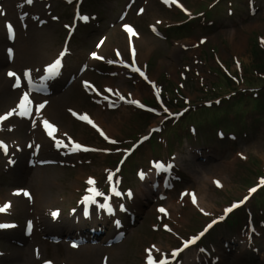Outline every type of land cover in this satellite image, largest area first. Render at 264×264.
I'll return each instance as SVG.
<instances>
[{"label": "rangeland", "instance_id": "374dc122", "mask_svg": "<svg viewBox=\"0 0 264 264\" xmlns=\"http://www.w3.org/2000/svg\"><path fill=\"white\" fill-rule=\"evenodd\" d=\"M21 1L24 0L1 2L9 7L7 18L15 25L17 40L8 42L6 29L2 27L7 18L0 17V86L8 80L5 70L19 69L20 72L22 68L61 60L50 58L65 51L67 25H71L74 16L73 5L64 0H40L19 16L17 4ZM128 1L129 4L135 1L130 12L143 5L139 18L135 19L133 13L125 17L137 26L146 40L140 47L147 60L141 58L140 68L149 73L151 83L125 66L135 67L129 55L128 59L120 56L121 50L129 53L127 38L121 31L125 22L118 18ZM169 3L163 4L161 0H89L84 3L85 16L97 15V19L77 28L69 43L64 76L45 99L56 101L57 108L48 116L64 131L65 137L70 135L77 143L106 153L66 154L63 150L57 155L44 148L34 159L56 162L55 165L38 167L33 160L30 167L29 152L25 151L15 157L18 164L12 170H8L7 160L0 157V202L10 200L14 206L4 221L19 224L11 233H0V251L3 252L0 264L39 263L32 256L33 246L39 248L40 261L62 259L69 264L72 255L68 253V245L73 242L82 244L83 254L84 248L101 250L106 264H147L149 251L154 261L177 257L178 264H264V212L261 213L264 194L257 195L251 189L256 182L264 183V179L257 180L264 175V110L245 98H253L250 88L264 86V0H254V4L252 0H172ZM191 19H194L192 24L188 23ZM98 21L100 27L95 28L93 25ZM209 21L214 24L208 25ZM155 24H159V33L165 37H158L148 27ZM172 27L178 29L170 30ZM100 34L107 36L102 47L107 64L94 65L80 73L81 66L88 63L87 52L92 50ZM18 41L30 51V56L22 57L19 67L13 62ZM36 46L49 58L41 61L34 58L31 53ZM85 82L94 83L100 92L109 94L118 108L110 110L107 108L110 104L105 108L96 106L94 101L98 98L93 92L86 93ZM156 83H161L167 101L157 98V93H161ZM4 92H0V114L8 105L13 106L18 96V91L11 88ZM121 96L151 104L161 116L142 114L135 107L121 105ZM187 101L198 110L193 109L184 118L181 114L188 107ZM211 106L216 107L203 109ZM68 109L87 112L93 118L98 114L112 129L111 137L116 139V144L124 147H114L100 140L89 128L73 120ZM30 118L15 116L7 122L5 135L25 143L31 132ZM192 126H196L194 134ZM218 130L234 133V136L221 139ZM151 133L157 135L146 143L143 137ZM143 139L139 145L137 142ZM130 145L136 147V153L126 163L118 162L124 154L122 151L130 150ZM161 164L163 168L157 167ZM141 173L148 178L145 183L139 179ZM86 175L94 184L89 185L88 180L77 181ZM39 182L45 194L53 199L50 210H37L20 202L22 196L14 192L30 189L37 194ZM83 185L87 190L90 187L101 190L110 199L98 196L94 205L87 207L83 197L91 193ZM110 185L121 187L126 194L130 189L133 199L122 189L119 190L124 198L117 199L113 188L108 190ZM199 188L206 191L210 210L182 206L180 194L189 190L196 194ZM249 193L256 197L244 210L234 216L233 211H225L245 203ZM168 202L173 208L168 209V217L157 212L161 218L157 225L155 208L167 209ZM109 204L114 212L101 223L100 239H79L78 224L88 215H85L86 209L90 211L89 216L102 217L101 214L109 210L102 205ZM120 209H125L126 213ZM56 211L60 213L58 218L52 216ZM30 219L35 225L34 236L25 239L26 222ZM216 220L225 222L208 233L206 228ZM116 235H124L122 242L106 247ZM200 237L205 238L203 247L185 256L174 255L185 242ZM204 248L209 249L208 255ZM162 251L168 252L165 258L155 256L163 254Z\"/></svg>", "mask_w": 264, "mask_h": 264}, {"label": "bare ground", "instance_id": "6f19581e", "mask_svg": "<svg viewBox=\"0 0 264 264\" xmlns=\"http://www.w3.org/2000/svg\"><path fill=\"white\" fill-rule=\"evenodd\" d=\"M7 8H8V11H9V7H6V9ZM8 15H9V13H8ZM2 25H3V23H2ZM127 38H128L129 45L131 43L135 44V46L136 45L139 46V45H145L146 44V40L143 39L142 37L139 38L138 37V33H137V35L133 36V38H129L128 36H127ZM14 40L15 41L17 40V36H15ZM102 49L100 51V48H98V52H95L97 54V56H100V53H102ZM136 52L138 53V58L142 57L145 61L147 60L145 58L144 54L143 53L141 54V52L139 51V49L137 47H136ZM31 54L33 55L34 58H37L38 61H41V60H43L46 57L49 58V55H47V53L44 54L42 48L37 47V46H36L35 49L32 50ZM174 54H177L176 50L174 51ZM27 56H30L29 49L26 47V45L23 46L21 44V42L18 41L16 54H14V60H13L14 65L19 67L20 62H22V57H27ZM53 58H55V57H53ZM53 58H50V60H52ZM91 58H92L91 62L94 63L93 61L96 60V58H93V56ZM42 65H40V64L33 65L32 68L29 69V71H31L32 69H35V70L36 69H40V71H42V70L44 71L45 70L44 65H46V64H44L43 66ZM17 77H18V72L15 75V78H17ZM11 85H12L11 81L4 80L3 85L0 86V92L1 93H5L4 91L6 90V88H10ZM24 93L25 92L23 90L19 91L18 101H20V98L23 96ZM32 101H33L32 105L40 103V101H38L36 99H32ZM8 106L9 107H7V109H6V114L11 109V106L10 105H8ZM56 108H57V103H56L55 100H52L51 102H48L46 108L44 109V111L42 113L45 114V115L46 114L47 115L52 114V110L56 109ZM94 116H95L94 119L96 121L95 123H97L100 127H102L104 129V131L106 133V136L108 138H109V136H113L114 133H113L112 129L110 127H108L107 125H105L104 122L101 121L98 118V114L94 115ZM60 132H64V131H62L60 129ZM42 142L44 143V148L49 146V144L47 142H44V141H42ZM88 178H89V175H86V176H84L82 178H78L77 181L78 182L79 181H84V180H86ZM73 188H74V190L77 189V183L75 181H74ZM185 194L186 195H184V197L188 196L189 192H186ZM195 199H196V203L194 205H195V207H198V209H201L200 207H202L204 209H209L210 208L208 206L209 204H207L208 202L206 200L207 199L206 198V191L204 190V188H202V189L199 188L197 190V193L195 195ZM15 202H16V204L18 203L17 200H15ZM20 202H23V201H20ZM50 202H53V199L45 194L44 187L42 186V183L39 182L37 194H35V192L31 191V207H36L37 210L47 211V210L51 209ZM1 203L2 202H0V207L3 205V203H5V200L3 201L2 204ZM180 203L182 205H190L191 201H188L187 199L182 198L180 200ZM171 207L173 208V204H171V202H168L167 209H169ZM13 208H14V206L12 205L11 208L9 207L7 209V211L0 212V221H2V222H0L1 224H7V223L3 222L5 220V218H6L5 215H7L9 212H12ZM103 221H104L103 219L98 220L97 218H93L92 217L90 220L89 219L82 220V222L80 223V227L81 226H93V227H95L98 223H102ZM65 229H67V228H64V230ZM78 230H79V232H81L83 229L79 228ZM33 235H34V232L32 233V236ZM84 250H86V251L83 254L81 248L77 249V248H74V247H69L68 248V253L70 255H72V257H69L68 263L69 264H79L81 262H84L85 264H102V263H105V261H103V258L105 257V254L101 250L99 251L97 249H92V248H84ZM46 261H50L51 264H65L67 262V260H62V259L56 260V259H48V258L45 259V262ZM45 262L36 263V264H45Z\"/></svg>", "mask_w": 264, "mask_h": 264}, {"label": "snow or ice", "instance_id": "6c2138e0", "mask_svg": "<svg viewBox=\"0 0 264 264\" xmlns=\"http://www.w3.org/2000/svg\"><path fill=\"white\" fill-rule=\"evenodd\" d=\"M165 2L167 3L168 0H165ZM28 3H32V0H28ZM141 11H143V10H141ZM82 19L87 20L88 17L85 16V17H83ZM7 28H8V32H9V34H10V35L13 34V28H12V25H11V24H8V25H7ZM124 30H125L128 34H130L131 36H135V35H137V33L134 31V29H133L131 26L124 25ZM101 43H103V42H101ZM202 43H203V41H202ZM98 46H99V45H98ZM134 51H135V50H134ZM10 54H11V53H10ZM92 56H93V58H96V59H102V57L97 56V54H96L95 52L92 53ZM125 66L131 68L133 72L140 73V74L144 77L145 80H148L149 83H151V81L149 80V77L147 76V74L144 73V72H142L140 67H138V66H137V67H133L131 64H127V65H125ZM61 67H62V62H61V60H60V59H56L54 63L50 64V66L47 67L46 71H47V73H48L49 75H48V76H45L44 79L47 81V80H49V79H53V78L59 76ZM36 71L39 72L40 69H36ZM8 75H9V76H15L16 74H15L14 72H9ZM23 76L26 77V78H28V83H29V86H30L31 83H32L31 72H30V71H25V72L23 73ZM85 84L87 85V82H85ZM15 86H16V87H19V86H20V78H19V77L16 78V84H15ZM157 95H159V93H157ZM105 99H107V97H105ZM120 99L123 100L124 97L121 96ZM32 103H33V101L29 99V94H28L27 92H25V93L23 94V96L20 98V101H19V105H18L19 111L17 112V109L14 108L12 111L8 112L7 114L0 116V122H3V121H5V120H8L9 117L12 116L14 113L17 114V115H19V116H21V117H28V116H30V115L32 114V108H31ZM130 103H135V104H137L139 107H144L142 104H140L139 101H130ZM45 104H46V102H41V103H38V104H37V106H36V110H35V111H36V114H39V113H40V110L43 109V108H45ZM109 106L111 107L112 105L110 104ZM165 111L167 112L168 109L165 108ZM72 114H73L74 116L77 115V113H75V112H73ZM78 118L81 119V120L87 121L88 124L92 125L93 128H96L97 131L100 132L101 136H104V138H105L106 140L109 139V138L103 133V131H101V130L97 127V125L94 124L93 121H92L91 119H89V117H88L87 115H81V116H79ZM43 125H44V128H45V130L47 131L48 135H49V136H53V133L56 131V128L53 126V124L49 123L48 120L44 119V120H43ZM53 138L55 139V137H53ZM145 139H147V137H145ZM110 142H111V143H116V141H110ZM59 144H60V141H57V145H58V146H59ZM82 147H83V146H82L81 144L73 142V144H72V151L81 150ZM0 148H3L5 154H7V152H8V146H7L6 144H4L2 141H0ZM83 150L87 151V150H89V149H87V148H83ZM157 167H159V168H163V165H162V164H161V165H157ZM171 167H172V166L169 165V168H171ZM140 176H141V179L144 178V174H143V173H141ZM111 179H112V176L110 175V176H109V180H111ZM87 183H88L89 185H92V184H94V181H93L91 178H89L88 181H87ZM217 183L219 184V182H217ZM112 190H113V192H114V194H115L116 196H121V195H122V193L119 192V191H116L115 188H113ZM87 191L90 192L91 195H90V196H85V197H83V203H85V204L94 203V201H95V197L103 195V193H101L100 191H98V190H97L96 188H94V187H90ZM252 191L255 192L256 189H253ZM19 194H20V193L18 192L17 195H19ZM23 195L28 196L29 199H31V196H30V194H29L27 191H24V192H23ZM127 195H128L129 197H131V196H132L131 191H129V192L127 193ZM192 199H193V203L195 204V203H196V199H195V196H194V195H193V198H192ZM246 202H247V201H245V203H246ZM9 207H11L10 204L5 205L4 207H0V212H5V211H7V209H8ZM102 207H107V208H109V210L111 211L110 205H102ZM239 207H241V204H236L234 207H230V208L226 209L225 211H226L227 213H231L232 211H234V208H239ZM159 211H160V212H164L165 210H164L163 208H160ZM201 211H203V210L201 209ZM205 214H208V213H205ZM59 215H60L59 211H56V212H53V213H52V216H53V217H56V218H58ZM85 215H87V211H85ZM217 222H219V221H217ZM12 227H16V225L0 224V228H12ZM165 227L167 228V226H165ZM211 227H213V225H210V226H209V228H211ZM31 228H32V224H31V222H29V223H28V230L31 231ZM169 230H170V229H169ZM202 235H203V234H202ZM195 242H196V240L193 239L192 243H195ZM185 246H187V242H185ZM73 247H75V245H73ZM182 250H183V249H181L180 251H182ZM174 255H179V252L174 253ZM45 264H51V262H50V261H46ZM148 264H155V262H154V260H153V258H152V256H151L150 251H149V257H148ZM161 264H167V261H163V262H161Z\"/></svg>", "mask_w": 264, "mask_h": 264}, {"label": "trees", "instance_id": "16d2710c", "mask_svg": "<svg viewBox=\"0 0 264 264\" xmlns=\"http://www.w3.org/2000/svg\"><path fill=\"white\" fill-rule=\"evenodd\" d=\"M257 88L258 89L250 88V93H252L253 98H251V97H245V98H247L246 100H252L254 103H257L258 108L264 110V86L263 87H257ZM257 91L259 92V94L261 96L259 98H258L259 94L257 95ZM243 99H244V97H243ZM255 101H257V102H255Z\"/></svg>", "mask_w": 264, "mask_h": 264}]
</instances>
